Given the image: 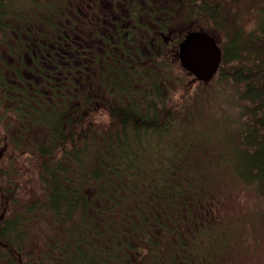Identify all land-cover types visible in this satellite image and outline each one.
Segmentation results:
<instances>
[{"label": "trees", "instance_id": "16d2710c", "mask_svg": "<svg viewBox=\"0 0 264 264\" xmlns=\"http://www.w3.org/2000/svg\"><path fill=\"white\" fill-rule=\"evenodd\" d=\"M0 264H264V0H0Z\"/></svg>", "mask_w": 264, "mask_h": 264}, {"label": "water", "instance_id": "95a60500", "mask_svg": "<svg viewBox=\"0 0 264 264\" xmlns=\"http://www.w3.org/2000/svg\"><path fill=\"white\" fill-rule=\"evenodd\" d=\"M178 59L182 68L197 81H208L218 71L222 52L216 40L207 32L191 31L178 45Z\"/></svg>", "mask_w": 264, "mask_h": 264}, {"label": "rangeland", "instance_id": "374dc122", "mask_svg": "<svg viewBox=\"0 0 264 264\" xmlns=\"http://www.w3.org/2000/svg\"><path fill=\"white\" fill-rule=\"evenodd\" d=\"M241 2H239L240 4ZM51 8V7H54L51 6V5H48L46 6L43 10H46V8ZM233 7H236L235 4H233ZM235 9V8H233ZM254 6L253 4L251 5H247L246 6V15L245 18H247V21H246V30H251L253 27H254V22H253V18H254ZM260 16V15H259ZM173 67V65L171 66V68ZM170 68V70H171ZM176 73L178 74V71L176 70ZM174 74V73H172ZM180 75V74H179ZM181 82V81H180ZM213 81H210L208 84L204 85V84H201V83H198V82H194L192 84V88H195V90L197 89L198 90V94H197V98H198V103L196 104L197 105V108L195 106L197 110V112L195 111L194 113V116L196 117H201V116H205L207 115L208 113H214V114H218V113H231L233 110H232V102L229 101V99L231 100V95L228 91L225 90V93H223L221 91V89H214V85H213ZM217 90V91H216ZM222 92V93H221ZM190 94L192 95L193 94V91H190ZM223 94L228 98V101H229V104H228V108L226 107L227 105V100L226 98L223 96ZM196 96V94H193ZM192 95V96H193ZM218 96L222 97L223 98V101H220ZM191 108V106H190ZM234 108V107H233ZM232 110V111H231ZM235 110V109H234ZM212 125L214 126L215 124L211 123V120L210 118H207L204 120L203 122V125L204 126H209V125ZM201 125V126H203ZM203 128V127H202ZM196 129H201L200 126H198ZM203 136H199L198 138L201 139V141H204L205 138H202ZM223 139L221 137V134L219 135V137L217 138L216 141H219L221 142ZM229 158L232 160L234 158V152H229ZM232 187H228L227 188V191H230ZM228 198H231L233 197L232 195L228 194L227 195ZM249 199V198H248ZM232 204V203H230ZM234 208V204L231 208V210H233ZM230 210V211H231ZM261 219L259 218V221ZM206 230V229H205ZM258 255V254H257ZM256 255V256H257Z\"/></svg>", "mask_w": 264, "mask_h": 264}, {"label": "flooded vegetation", "instance_id": "af4514ba", "mask_svg": "<svg viewBox=\"0 0 264 264\" xmlns=\"http://www.w3.org/2000/svg\"><path fill=\"white\" fill-rule=\"evenodd\" d=\"M193 31H196V30H193ZM188 32H190V31H188ZM188 32H187V33H188ZM181 40H182V39H181ZM181 40H180V41H181ZM180 41H179V42H180ZM179 42H178V45H179ZM177 47H178V46H177ZM177 51H178V48H177Z\"/></svg>", "mask_w": 264, "mask_h": 264}]
</instances>
